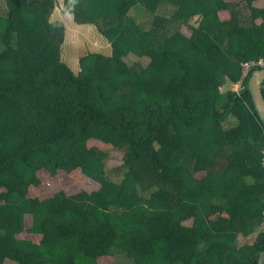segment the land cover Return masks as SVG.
Segmentation results:
<instances>
[{"label": "trees", "instance_id": "1", "mask_svg": "<svg viewBox=\"0 0 264 264\" xmlns=\"http://www.w3.org/2000/svg\"><path fill=\"white\" fill-rule=\"evenodd\" d=\"M57 1L4 0L0 15V264H259L264 124L248 88L259 68L242 78V62L264 58V7L64 0L112 48L74 71ZM40 170L87 185L30 196Z\"/></svg>", "mask_w": 264, "mask_h": 264}, {"label": "rangeland", "instance_id": "2", "mask_svg": "<svg viewBox=\"0 0 264 264\" xmlns=\"http://www.w3.org/2000/svg\"><path fill=\"white\" fill-rule=\"evenodd\" d=\"M238 2V0H229ZM255 6L264 7V0H256ZM243 7V4H242ZM6 12V6L4 0H0V15ZM131 14L136 15L137 19L145 22L149 20V15H146L143 11L132 10ZM52 21H61L65 25V38L61 46V57L69 66L74 70H79V58L88 52H101L106 55H110L112 48L108 40L103 37L93 24H78L73 20L72 13H67L64 10V0H58L56 6L51 15ZM197 18L192 19V23H197ZM185 29V27H183ZM126 63L131 65L136 60H141L143 63H147L146 57L139 58L138 56L130 53L125 58ZM93 144L91 141L90 144ZM122 150L113 149L110 150L106 160V170L109 176L113 179H118L122 175ZM38 176L41 179L39 186H30L28 194L30 196H36L40 199L51 196L60 189L64 190L67 194H74L87 185L83 180L69 179L62 175L51 176L47 171L40 170ZM26 226H30V217L26 216ZM26 237H32L37 239V236H32L28 233H24ZM245 237H240L238 244L245 243ZM116 264H131L132 260L126 255L118 253L115 256ZM101 264H111L109 262L102 261Z\"/></svg>", "mask_w": 264, "mask_h": 264}, {"label": "water", "instance_id": "3", "mask_svg": "<svg viewBox=\"0 0 264 264\" xmlns=\"http://www.w3.org/2000/svg\"><path fill=\"white\" fill-rule=\"evenodd\" d=\"M264 80V68L255 69L249 78L248 88L250 90L254 106L264 124V98L262 95V82ZM259 264H264V250L260 253Z\"/></svg>", "mask_w": 264, "mask_h": 264}, {"label": "built area", "instance_id": "4", "mask_svg": "<svg viewBox=\"0 0 264 264\" xmlns=\"http://www.w3.org/2000/svg\"><path fill=\"white\" fill-rule=\"evenodd\" d=\"M253 68H264V58H255L250 60H245L242 62V78L252 70ZM262 227L264 228V208L262 210Z\"/></svg>", "mask_w": 264, "mask_h": 264}, {"label": "crops", "instance_id": "5", "mask_svg": "<svg viewBox=\"0 0 264 264\" xmlns=\"http://www.w3.org/2000/svg\"><path fill=\"white\" fill-rule=\"evenodd\" d=\"M246 240V239H245Z\"/></svg>", "mask_w": 264, "mask_h": 264}]
</instances>
